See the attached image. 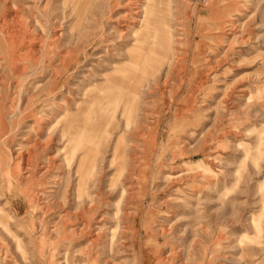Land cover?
<instances>
[{"label": "rangeland", "instance_id": "374dc122", "mask_svg": "<svg viewBox=\"0 0 264 264\" xmlns=\"http://www.w3.org/2000/svg\"><path fill=\"white\" fill-rule=\"evenodd\" d=\"M0 264H264V0H0Z\"/></svg>", "mask_w": 264, "mask_h": 264}, {"label": "bare ground", "instance_id": "6f19581e", "mask_svg": "<svg viewBox=\"0 0 264 264\" xmlns=\"http://www.w3.org/2000/svg\"><path fill=\"white\" fill-rule=\"evenodd\" d=\"M147 15H148V8L147 6L145 7V10H144V13H143V21L141 23V28H146L147 29V32H153L152 29L150 28V24H149V19H147ZM154 35L156 37V39H158V42L160 43V41L162 42L161 46H160V49L161 51L165 49V51L167 50V48H169V43L166 42V37L165 35H163L160 32H154ZM163 45V46H162ZM139 72V71H138ZM134 77V76H133ZM119 82L121 83V80H119ZM121 87V85H120ZM131 87V86H130ZM134 88V87H133ZM140 92V90H137L134 88V91L130 94V103L129 105H131L129 112L127 113V116L128 118L131 119L132 115L135 113V110H136V105H137V94ZM115 108V107H114ZM112 109V108H111ZM105 117V116H104ZM105 120V119H104ZM102 120V121H104ZM130 121V120H129Z\"/></svg>", "mask_w": 264, "mask_h": 264}]
</instances>
